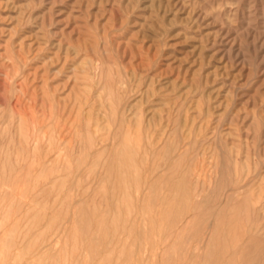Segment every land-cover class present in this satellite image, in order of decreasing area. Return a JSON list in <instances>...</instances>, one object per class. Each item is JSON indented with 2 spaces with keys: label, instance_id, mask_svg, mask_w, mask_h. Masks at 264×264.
<instances>
[{
  "label": "rangeland",
  "instance_id": "1",
  "mask_svg": "<svg viewBox=\"0 0 264 264\" xmlns=\"http://www.w3.org/2000/svg\"><path fill=\"white\" fill-rule=\"evenodd\" d=\"M0 264H264V0H0Z\"/></svg>",
  "mask_w": 264,
  "mask_h": 264
}]
</instances>
